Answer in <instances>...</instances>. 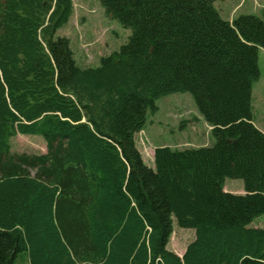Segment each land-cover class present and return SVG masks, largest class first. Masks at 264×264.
I'll return each instance as SVG.
<instances>
[{
	"label": "trees",
	"instance_id": "obj_1",
	"mask_svg": "<svg viewBox=\"0 0 264 264\" xmlns=\"http://www.w3.org/2000/svg\"><path fill=\"white\" fill-rule=\"evenodd\" d=\"M218 0H99L131 33L95 67L57 30L72 0H0V264H264V133L253 123L264 19ZM189 92L214 143L135 135L156 101ZM17 134L45 152L13 153ZM241 179L243 194L225 192ZM194 237L168 248L173 223Z\"/></svg>",
	"mask_w": 264,
	"mask_h": 264
},
{
	"label": "rangeland",
	"instance_id": "obj_2",
	"mask_svg": "<svg viewBox=\"0 0 264 264\" xmlns=\"http://www.w3.org/2000/svg\"><path fill=\"white\" fill-rule=\"evenodd\" d=\"M221 1L218 0L214 6L221 17L227 18L231 8L241 0H228L226 6L220 5ZM72 2L73 14L68 22L57 30V35L68 38L74 60L79 66L95 67L99 65L101 57L125 44L131 31L107 16L99 0ZM241 4L243 9H247L246 12L264 19V0H242ZM260 49V76L254 87L253 112L257 116L258 124L264 129V48ZM156 106L155 112L148 110L144 128L135 135L136 146L141 150L146 165L153 166V158L147 155L156 145L185 149L214 143L211 127L201 116L189 92H176L160 97ZM10 146L13 153L45 152L44 139L37 134H17L11 139ZM225 184L233 190L243 188L241 179L226 178ZM255 221H263L259 223L264 224V215ZM193 236L192 228H180L174 222L168 248L181 254ZM16 264H28L25 253L17 257Z\"/></svg>",
	"mask_w": 264,
	"mask_h": 264
},
{
	"label": "crops",
	"instance_id": "obj_3",
	"mask_svg": "<svg viewBox=\"0 0 264 264\" xmlns=\"http://www.w3.org/2000/svg\"><path fill=\"white\" fill-rule=\"evenodd\" d=\"M242 1V0H241ZM241 1L240 2H238L237 4H235L232 8H231V11H230V16L229 17H227V18H223V19H225V20H228V21H232L233 20V18H235L236 16H238L239 14H249V12H246L247 11V9H243V4H241ZM227 2V3H226ZM228 0H222L221 2H220V5H225L226 6V4L228 5ZM241 4V5H240ZM220 5H219V7H220ZM219 10H220V8H219ZM220 12H222V10H220ZM260 48H258V54L260 53ZM258 62H259V57H258ZM255 83L253 84V86H252V91H251V103H252V110H254V101H253V99H254V90H255ZM253 123H254V125L259 129V130H261L263 133H264V129L258 124V122H257V116L254 114V112H253ZM159 146H165V145H156L155 147H159ZM154 147V148H155ZM138 148V147H137ZM138 150L140 151V153H141V156L143 157V155H142V152H141V150L138 148ZM153 151H154V149H151V151H150V154L149 155H147V156H151L152 158H153ZM223 190L225 191V192H230V193H237V194H243L244 193V189L243 188H240L239 190H233V189H231V188H229L226 184H225V181H224V185H223ZM259 222H263V221H259ZM259 222H256L255 220L251 223V226H253V227H264V224H261V223H259ZM194 237V236H193ZM193 237H192V239H193ZM168 246H169V244H168ZM185 248V247H184ZM174 251V250H173ZM175 253H177L178 255H181L182 253H183V251L181 252V254H179L178 252H176L175 251Z\"/></svg>",
	"mask_w": 264,
	"mask_h": 264
},
{
	"label": "water",
	"instance_id": "obj_4",
	"mask_svg": "<svg viewBox=\"0 0 264 264\" xmlns=\"http://www.w3.org/2000/svg\"><path fill=\"white\" fill-rule=\"evenodd\" d=\"M181 256V255H180Z\"/></svg>",
	"mask_w": 264,
	"mask_h": 264
}]
</instances>
